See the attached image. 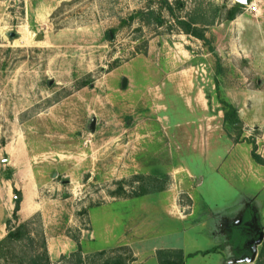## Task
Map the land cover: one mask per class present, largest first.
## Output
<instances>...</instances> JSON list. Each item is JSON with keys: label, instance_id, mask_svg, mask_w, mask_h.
Wrapping results in <instances>:
<instances>
[{"label": "rangeland", "instance_id": "obj_1", "mask_svg": "<svg viewBox=\"0 0 264 264\" xmlns=\"http://www.w3.org/2000/svg\"><path fill=\"white\" fill-rule=\"evenodd\" d=\"M162 1L204 42L165 10L157 25ZM252 144L264 158V0H0V212L39 205L27 250L43 235L53 264L78 248L86 264H250Z\"/></svg>", "mask_w": 264, "mask_h": 264}, {"label": "trees", "instance_id": "obj_2", "mask_svg": "<svg viewBox=\"0 0 264 264\" xmlns=\"http://www.w3.org/2000/svg\"><path fill=\"white\" fill-rule=\"evenodd\" d=\"M239 5L233 7L227 12V21H233L237 14L239 13ZM165 10L167 14L175 20L176 26L180 29L182 33L187 36L193 37L199 41L204 42L203 35L195 29V25L198 22L191 18L190 15L185 19H179L174 17L173 7L169 5L166 1H162V5L159 9V13L155 19L157 25L163 24V18L161 13ZM217 15V13H216ZM151 14H149V17ZM221 111L223 113L224 122L231 128L237 129L236 124H238V114L237 110L229 103L221 101ZM251 159L254 163L259 166L264 167V158L259 156L256 153V146L252 144ZM20 195V194H18ZM14 209L12 213L11 220H7L5 223L6 235L0 240V264H53L48 256L46 249L45 239L43 235L40 238L39 246L27 250L25 248V243L29 242L31 245H34L33 234L30 231V222L25 221L18 223L17 214L19 212L21 198L14 199ZM16 223L15 226L12 223ZM218 249L214 248L202 252L203 255L209 253H217ZM249 253V252H248ZM247 253V254H248ZM106 253L101 252L96 256L102 258ZM157 261L158 264H184L185 259L192 257L193 255H185L182 251H173V250H160L157 252ZM9 257H12L9 259ZM72 258L76 259L77 264H86L85 259H82L80 249L72 254ZM91 258H94L92 256ZM91 264H127L125 259L122 256L107 257L100 259L99 262L90 261V258L87 259ZM253 264H264V240H262L260 246L258 247L257 257Z\"/></svg>", "mask_w": 264, "mask_h": 264}, {"label": "crops", "instance_id": "obj_3", "mask_svg": "<svg viewBox=\"0 0 264 264\" xmlns=\"http://www.w3.org/2000/svg\"><path fill=\"white\" fill-rule=\"evenodd\" d=\"M258 200L261 201V203H257L256 200L255 202L250 200L249 203L246 205L245 211L247 214L245 215V222H244L245 230L246 228L249 227V225L253 226L254 229L261 228L262 230H264V228L261 227L260 220H258L259 217L264 218V194L259 195L257 201ZM38 207L36 208L34 206L33 210L30 212L24 207V203L21 200L19 212L17 214L18 223L28 221L31 217H33V215H35L38 212ZM11 215H12L11 210H7L6 212H2V213L0 212V240L6 235L5 222L6 220L11 219ZM246 232H249V230L247 229ZM48 241L49 240L47 239V243Z\"/></svg>", "mask_w": 264, "mask_h": 264}, {"label": "water", "instance_id": "obj_4", "mask_svg": "<svg viewBox=\"0 0 264 264\" xmlns=\"http://www.w3.org/2000/svg\"><path fill=\"white\" fill-rule=\"evenodd\" d=\"M236 3H238V4L242 5V6H248L249 3H250V0H236ZM7 38L10 41H12V40L18 39L19 36L17 34H14V33H9V34H7ZM126 84H127V80L126 79H122L121 87L125 88ZM94 123H95V119H92L91 123H90V126H89L91 131L94 130ZM18 198H21L20 195H18L15 199H18ZM262 240H264V231H259L258 232V238H257L255 244L252 247L250 258H248V260H246L248 263H250V264L254 263V261H255V259L257 257L258 247L260 246Z\"/></svg>", "mask_w": 264, "mask_h": 264}, {"label": "flooded vegetation", "instance_id": "obj_5", "mask_svg": "<svg viewBox=\"0 0 264 264\" xmlns=\"http://www.w3.org/2000/svg\"><path fill=\"white\" fill-rule=\"evenodd\" d=\"M258 231H262V229H259ZM257 228H253L252 226H251V228L249 229V232H251L250 234L252 235V236H254V235H258L257 234Z\"/></svg>", "mask_w": 264, "mask_h": 264}]
</instances>
